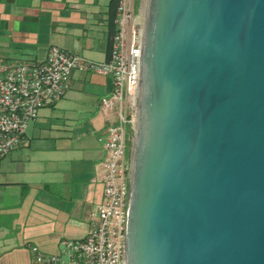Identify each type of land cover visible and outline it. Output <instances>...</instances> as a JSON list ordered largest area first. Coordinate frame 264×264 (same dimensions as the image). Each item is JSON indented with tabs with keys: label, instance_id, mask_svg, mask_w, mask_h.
I'll return each instance as SVG.
<instances>
[{
	"label": "water",
	"instance_id": "1",
	"mask_svg": "<svg viewBox=\"0 0 264 264\" xmlns=\"http://www.w3.org/2000/svg\"><path fill=\"white\" fill-rule=\"evenodd\" d=\"M125 252L264 264V0H145Z\"/></svg>",
	"mask_w": 264,
	"mask_h": 264
},
{
	"label": "crops",
	"instance_id": "2",
	"mask_svg": "<svg viewBox=\"0 0 264 264\" xmlns=\"http://www.w3.org/2000/svg\"><path fill=\"white\" fill-rule=\"evenodd\" d=\"M0 1V48L10 50L16 40L19 59L42 62L52 46L94 62L108 59L109 0ZM71 9L81 15L64 16ZM72 20L83 37L69 43L62 30ZM107 79L73 71L66 96L41 109L27 144L0 162V264H33L31 246L57 253L63 240L88 234L103 193L105 150L98 138L116 120V111L103 116L99 110ZM55 118L67 135H55Z\"/></svg>",
	"mask_w": 264,
	"mask_h": 264
},
{
	"label": "built area",
	"instance_id": "3",
	"mask_svg": "<svg viewBox=\"0 0 264 264\" xmlns=\"http://www.w3.org/2000/svg\"><path fill=\"white\" fill-rule=\"evenodd\" d=\"M137 0H119L109 56L94 62L57 46L42 62L0 56V162L27 144V129L43 108L53 107L67 93L73 71L111 79L109 94L99 100L103 116L116 120L98 138L105 150L102 200L91 214L83 239L63 240L57 253L31 246L33 264H126L128 225V126L135 116L138 68L143 42L144 11Z\"/></svg>",
	"mask_w": 264,
	"mask_h": 264
},
{
	"label": "rangeland",
	"instance_id": "4",
	"mask_svg": "<svg viewBox=\"0 0 264 264\" xmlns=\"http://www.w3.org/2000/svg\"><path fill=\"white\" fill-rule=\"evenodd\" d=\"M139 1H140L139 4H141L142 9L144 11V9H145V0H139ZM66 12L67 13L64 15L66 17L69 16V17H76V18H78L81 15V14L76 13V11L75 10H72V9L71 10H67ZM73 21L74 20H72L71 22H69L68 24H66L65 25L66 27H64V29L62 30L63 33H65V34L67 33L68 34V36L65 38V40L67 42H69V43L73 39L77 38L78 36H82L83 37V35H81L82 29H81V31H78V28L75 29V23H78V22L81 23L82 22L81 21V18L80 19H77V22H75V23H73ZM91 32H90V34L87 33L86 36L87 37L88 36H92L91 35ZM10 48H11L10 50H6V49L0 48V56L3 57V58H7V59H19V57H16V40L13 41V45H11ZM20 59L24 60V59H26V57H23V58L20 57ZM135 120H136V110H135V116L133 115V117L131 119V121H132L131 127L129 128V126H128V129H127L128 130V137H127V139H128L127 157H128V160H129V164H130V161H131V150H132V142H133V135H134V128H135ZM51 123L54 126V129H57L56 130L57 131V134H55V135H60V134H66L67 135L68 131H66V130L68 128L61 126V124H62L61 121H59L58 119L55 118L54 120L51 121ZM72 130L73 129H71V131ZM75 141H76V145H78V140L75 139Z\"/></svg>",
	"mask_w": 264,
	"mask_h": 264
},
{
	"label": "trees",
	"instance_id": "5",
	"mask_svg": "<svg viewBox=\"0 0 264 264\" xmlns=\"http://www.w3.org/2000/svg\"><path fill=\"white\" fill-rule=\"evenodd\" d=\"M109 1L110 2H109V22H108V25H109L108 43L110 46V40L115 31L114 19L116 17L117 6L119 3V0H109ZM137 4H138V0H137Z\"/></svg>",
	"mask_w": 264,
	"mask_h": 264
},
{
	"label": "flooded vegetation",
	"instance_id": "6",
	"mask_svg": "<svg viewBox=\"0 0 264 264\" xmlns=\"http://www.w3.org/2000/svg\"><path fill=\"white\" fill-rule=\"evenodd\" d=\"M1 2V1H0ZM3 3V2H2ZM2 9V7H0Z\"/></svg>",
	"mask_w": 264,
	"mask_h": 264
}]
</instances>
